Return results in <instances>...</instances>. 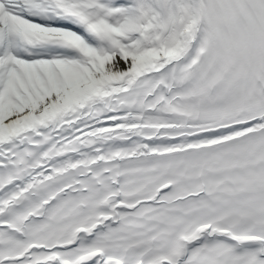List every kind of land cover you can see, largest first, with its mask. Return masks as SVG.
<instances>
[{"label":"snow or ice","instance_id":"1","mask_svg":"<svg viewBox=\"0 0 264 264\" xmlns=\"http://www.w3.org/2000/svg\"><path fill=\"white\" fill-rule=\"evenodd\" d=\"M0 264H264V0H0Z\"/></svg>","mask_w":264,"mask_h":264}]
</instances>
